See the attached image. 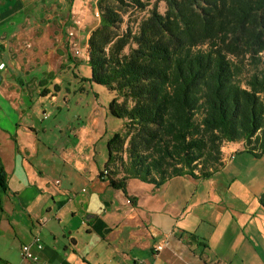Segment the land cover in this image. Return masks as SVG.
<instances>
[{"label": "crops", "instance_id": "crops-1", "mask_svg": "<svg viewBox=\"0 0 264 264\" xmlns=\"http://www.w3.org/2000/svg\"><path fill=\"white\" fill-rule=\"evenodd\" d=\"M91 7V0H0V264H23L20 247L36 235L43 248L35 264H264L259 195L250 196V177L225 175L229 165L239 171L231 158L245 152L242 142L224 143V176H174L159 186L130 178L124 189L112 187L101 172L107 141L123 123L108 112L113 93L90 79L85 60L67 59V78L25 65L39 38L26 34L32 24L60 21L68 10L69 25L58 24L67 39L74 18L86 19ZM98 23L84 24L77 39L87 42Z\"/></svg>", "mask_w": 264, "mask_h": 264}, {"label": "trees", "instance_id": "trees-1", "mask_svg": "<svg viewBox=\"0 0 264 264\" xmlns=\"http://www.w3.org/2000/svg\"><path fill=\"white\" fill-rule=\"evenodd\" d=\"M150 1L99 0L85 42L90 79L113 93L108 112L123 121L104 178L122 189L130 178H207L225 142L264 157V0H154L135 32L120 30Z\"/></svg>", "mask_w": 264, "mask_h": 264}, {"label": "rangeland", "instance_id": "rangeland-1", "mask_svg": "<svg viewBox=\"0 0 264 264\" xmlns=\"http://www.w3.org/2000/svg\"><path fill=\"white\" fill-rule=\"evenodd\" d=\"M91 2H95V0H91ZM154 0L150 1V4L147 6V8L143 11H128L124 14V21L120 25V30H124L127 28V26L131 27L132 32H135L137 29L138 23L145 18V16L148 15V10L154 8L153 5ZM95 7H91V12H88V16L92 18V20L96 19L95 13H94ZM157 10L161 13L165 10V5L163 2L157 3ZM51 13V9L49 11ZM49 16V14L47 15ZM65 16V20L64 17ZM70 14L68 10L64 15H60L62 20H56L52 16V19L49 17H42L40 20H38L37 24H32L31 28L27 30L26 34H39V38L33 39V44L30 47V52L25 51L24 57H25V65L28 67H33L35 65H44L47 69H52L53 71H50L48 73L49 77H53V75L56 72V77L58 78H67L71 77L70 71L66 70L65 62L67 59H77L71 56L70 54H67L65 51V47L67 46V39L65 33L60 30V26L58 24L61 23V21L64 23V26L69 25ZM97 17L99 19V12L97 9ZM76 18V17H75ZM51 21V23H49ZM66 21V23H65ZM37 23V22H36ZM92 26V25H91ZM91 26H88L84 29V31H87ZM83 32V30H81ZM42 34H62L61 40H56L53 38L54 41L50 39H42ZM79 34V33H78ZM77 42H80L77 38H75ZM54 43V44H53ZM81 43V42H80ZM54 45V47L52 46ZM264 56V53L262 54ZM84 59H85V49H84ZM80 71L82 74H84L86 71H88L87 66L85 63H81ZM98 89L101 90L100 93V99L102 101H105L106 92L105 90L98 87ZM110 102V101H109ZM73 107V105H72ZM63 110L66 112V108L63 107ZM68 110H71L69 108ZM119 122L120 120L117 119ZM225 144H223L224 146ZM232 145L235 148H240L237 142H232ZM233 161L234 159V165H239L238 172L237 170H234L235 168L233 166H230L227 168L228 171H225V175L228 174L234 175H241L239 177L240 180L245 178L246 176L250 177V196L253 194L259 195L264 191V157L262 156H254L251 153L248 152H235L233 157L231 158ZM237 172V173H236ZM215 174H222L220 172H217ZM224 176V175H223ZM245 180V179H244Z\"/></svg>", "mask_w": 264, "mask_h": 264}, {"label": "built area", "instance_id": "built-area-1", "mask_svg": "<svg viewBox=\"0 0 264 264\" xmlns=\"http://www.w3.org/2000/svg\"><path fill=\"white\" fill-rule=\"evenodd\" d=\"M98 1L99 0H95V2L93 4V7H95L94 13H95L96 19H98V17H97ZM92 21L93 20L91 17H87L86 19L76 17L73 20V25H72L71 29H69L66 32V34H67L66 49H67V52L71 56H73L74 58L85 60L84 59L85 42L84 43L77 42L75 40V38H77V36H76L77 30L80 28H83L84 24L90 25L92 23ZM3 65H4L3 63H0V68L3 67ZM105 175H106V169L103 168L102 169V176H105ZM129 201L130 200H127V202H129ZM165 244H166V242H163V243L156 245L155 250L156 251L161 250ZM42 248H43L42 241H41L40 237L37 235L33 236L31 241L22 244L20 247V256H21V259L24 261L23 264L38 263L39 262V252Z\"/></svg>", "mask_w": 264, "mask_h": 264}]
</instances>
